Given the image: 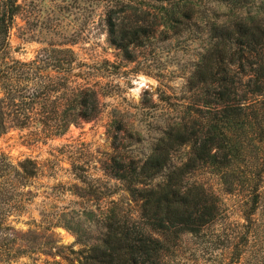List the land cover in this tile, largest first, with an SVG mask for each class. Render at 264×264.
<instances>
[{"label":"rangeland","instance_id":"obj_1","mask_svg":"<svg viewBox=\"0 0 264 264\" xmlns=\"http://www.w3.org/2000/svg\"><path fill=\"white\" fill-rule=\"evenodd\" d=\"M18 2L20 11L9 32L10 58L28 63L48 54L72 62L66 64L62 77L67 82L65 91L58 88L55 76L59 74L51 68L42 71L38 80L48 88L45 97L37 99L38 111L54 120L39 123L37 116L23 128L11 125L0 133V155L7 162L17 166L28 158L36 166L34 176L22 183L11 177L8 185L6 177L0 178V264H79L80 251L98 235L94 221L112 200L127 215L137 217L125 186L111 175L114 167L142 160L162 128L193 111L197 98L187 91L186 80L207 44L204 22L227 24L232 13L225 4L206 0L194 7L192 18L169 28L161 23L156 0ZM110 9L118 22L140 29L137 39L125 41L129 43L124 49L111 42L105 24ZM233 69L241 71L238 65ZM32 71L30 67L26 76L32 78ZM139 74L151 77L157 86L137 101L130 98L129 89ZM246 78L248 72L242 80ZM73 86L95 90L100 109L90 120L62 127L54 111L62 109L61 102L70 98ZM246 148L245 161L233 167L237 187L232 193L225 191L220 175L207 168L187 174L189 183L201 184L218 198L221 216L203 235L183 234L160 264L227 262L231 241L226 239L244 223L242 211L250 203L255 184L260 194L254 216L258 232L254 240L250 237L240 264L253 251L262 250L264 143L259 148L246 144ZM186 151L182 147L172 160L180 162ZM9 188L14 190L10 198Z\"/></svg>","mask_w":264,"mask_h":264},{"label":"trees","instance_id":"obj_2","mask_svg":"<svg viewBox=\"0 0 264 264\" xmlns=\"http://www.w3.org/2000/svg\"><path fill=\"white\" fill-rule=\"evenodd\" d=\"M18 1L0 0V87L4 86L0 133L11 125L23 128L37 116L39 123L54 120L40 116L37 99L46 95L48 88L41 87L38 80L42 71L51 68L59 74L55 76L58 88L65 91L67 82L62 77L66 64L72 62L48 54L28 63L10 58L9 32L20 11ZM156 1L161 23L175 28L181 19L192 18L194 7L206 0ZM215 1L229 7L232 14L227 24L209 19V24L204 22L207 44L186 80L187 91L197 98L193 111L187 112V118L173 119L162 128L142 160L127 165L116 163L111 175L125 186L137 217L127 215L112 200L94 221L98 235L80 251L79 264H160L183 234L203 235L221 216L218 198L201 184L189 183L187 174L207 168L218 173L225 191L232 193L237 187L233 167L245 161L246 144L259 148V143H264V0ZM116 19V12L108 10L105 24L111 42L124 49V44L137 39L140 29ZM235 65L240 66V72L233 69ZM30 67L34 70L32 78L26 76ZM245 71L248 78L243 81ZM69 91L70 98L61 102L62 109L54 111L62 127L97 115L100 108L95 90L73 86ZM55 127L58 125L51 129ZM121 127L118 123L117 130ZM184 146L187 151L183 158L173 161L174 153ZM35 172V163L28 158L13 166L0 155V178L6 177L8 185L11 177L22 183ZM256 186L242 211L244 223L226 239H230L231 249L224 264H240L251 239L256 238L254 216L260 198ZM9 191L10 198L14 190ZM245 264H264V246L261 251H253Z\"/></svg>","mask_w":264,"mask_h":264},{"label":"clouds","instance_id":"obj_3","mask_svg":"<svg viewBox=\"0 0 264 264\" xmlns=\"http://www.w3.org/2000/svg\"><path fill=\"white\" fill-rule=\"evenodd\" d=\"M133 87L129 89L130 98H134L139 101L144 92H151L155 86H157V81L153 80L144 74H139L136 78L132 80Z\"/></svg>","mask_w":264,"mask_h":264}]
</instances>
